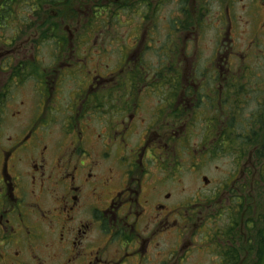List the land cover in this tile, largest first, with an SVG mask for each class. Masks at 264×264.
Returning a JSON list of instances; mask_svg holds the SVG:
<instances>
[{"label":"flooded vegetation","instance_id":"1","mask_svg":"<svg viewBox=\"0 0 264 264\" xmlns=\"http://www.w3.org/2000/svg\"><path fill=\"white\" fill-rule=\"evenodd\" d=\"M85 1L0 0V264H259L264 118L243 103L264 89L238 78L264 41V0L249 1L250 16L263 14L245 51L231 17L245 0ZM210 11L207 57L204 22L185 32V16ZM51 18L60 26L44 31ZM94 25L128 34L86 33ZM111 40L126 45L112 66L99 57ZM75 64L79 83L64 84ZM220 150L227 177L203 176L181 200L182 171Z\"/></svg>","mask_w":264,"mask_h":264},{"label":"rangeland","instance_id":"2","mask_svg":"<svg viewBox=\"0 0 264 264\" xmlns=\"http://www.w3.org/2000/svg\"><path fill=\"white\" fill-rule=\"evenodd\" d=\"M250 0H245V5L246 8L245 10L241 11L236 16V12L235 11H231V17L232 20L234 18V20L236 21V18L238 19L237 21L240 24V29L244 34L242 35V37H240L237 34H235L234 39H236L237 37L239 38V42H240V46H241V50L245 51V47L247 42L250 40V38H252L254 36V25H257L259 23V15L263 14L262 10H257V9H253L251 10L252 14L256 13L254 16H250L249 13V2ZM167 12V10H165ZM87 12H89V14L91 13L90 10H88ZM98 12H96L95 14H97ZM169 12H167L166 15H164L165 18H168ZM192 15H195L192 14ZM192 15H187L185 16L187 19V22L185 24H188L186 26L185 32L187 29H191L193 22H196L197 26L200 25L201 21L204 22L205 26L201 27V29H199V33L198 35L200 36L198 42H196V47L197 50H199V46H207V51H208V55L207 57L210 55V53L212 52V45L210 43V39L211 36H215V30L214 27L217 25V21H216V17L219 16L218 13H216V11H210L208 13V15L204 18V20H200L199 15H197V17L195 18V21H193L191 18L189 19V17H192ZM177 17V14L173 15L171 18ZM179 19V17L176 18V20ZM136 22H138V19H135ZM180 23H182L181 20H179ZM41 23L37 24L36 29H38V25H40ZM130 24V23H129ZM209 24H213V28L209 26ZM233 24V23H232ZM127 26L128 30H129V26L126 22H122L120 24V26ZM182 28V27H181ZM126 27H116L113 28V30H115L118 33H123L125 31ZM143 30L147 29L149 32L150 30L155 31V28L151 25L150 26H144L142 27ZM233 29H237L236 26L233 27ZM128 30L123 33V37H125L128 34ZM116 32H111V33H103V34H114ZM157 35L162 34L161 31L159 30L158 33H156ZM240 34V33H239ZM188 36V34H186ZM193 37L194 35L191 34ZM149 40H152L151 43H153L154 46H157V42H156V36L155 34L152 32L149 34ZM100 41V40H99ZM202 41V42H200ZM205 41V42H204ZM103 42H99V46H105V44H102ZM107 48H109L112 53L108 54L109 51L107 50ZM126 45H124L121 42L115 41V40H111L110 42H108V47H106L104 50L99 52V57L102 59V61H105L107 63H110L112 66V62L115 59L116 56H119L121 53H123L125 51ZM196 49V48H194ZM236 49V48H235ZM248 50V49H247ZM83 55V51L81 49L78 50V52H76L75 56H82ZM204 58V57H202ZM206 58V57H205ZM195 61V60H194ZM106 66V64H104ZM234 65V64H233ZM232 65V66H233ZM240 66L242 67V71L239 72L240 76L242 77V80L240 78L239 82L243 85V86H258V88L260 90L264 89V86H259L257 83L259 81H263L260 77H264V41H261L258 45H256V48L252 50V53L248 54L246 56L245 59V64H241ZM80 72V71H79ZM65 75H66V79L64 80V84L71 82L72 84H78L80 81V75L78 74V67L77 64H75L71 69H67L65 71ZM24 86H29L28 83H26ZM67 86V85H65ZM248 92V91H246ZM264 101V96L258 95V94H254L251 99L248 102L243 103L244 107L247 108V110L245 111V116H250V114H258L260 111V115H262V106H258L260 104H262ZM47 105V104H46ZM254 107V108H253ZM53 109L56 113H61L62 112V108L60 106L59 102L54 101V105H53ZM264 129H262L263 131ZM262 131H261V135L257 138V142L259 143L262 142ZM261 149V147H260ZM206 154H197V160L199 162H203L202 160H205L206 162V166L203 168H200L199 170H197V172H193L190 173L189 171H182L181 174V178L183 179V185L181 186L180 192L183 194L185 193L186 195L182 196L181 200H184L187 198V196H190L194 190H196L198 187L203 186V181L202 178L203 176L206 177L209 180V183H216L217 181H222L223 179H225L227 177V175L230 173V169H231V158L229 155L225 154V151L220 150L219 154L213 153L211 151H206ZM205 155V156H204ZM264 174V168L261 166V175ZM198 176H201V179L198 178ZM262 178V176H261ZM260 178V179H261ZM263 179V178H262ZM200 181L199 183L197 182ZM214 188V186L212 187ZM184 189V190H183ZM264 189V184H263V180L261 182V186H260V190ZM264 204V190L261 192L260 194V212H262V206ZM261 226V224H260ZM198 258H203L204 259V263L205 264H210V261L207 257H198Z\"/></svg>","mask_w":264,"mask_h":264},{"label":"trees","instance_id":"3","mask_svg":"<svg viewBox=\"0 0 264 264\" xmlns=\"http://www.w3.org/2000/svg\"><path fill=\"white\" fill-rule=\"evenodd\" d=\"M57 1L58 0H53V6L54 7L57 6V5H59L58 3H56ZM82 1L83 2H87L85 0H69L70 3H72V2L81 3ZM97 12H101V10H99ZM125 12H129V11H125ZM58 13H59V16H61V13L60 12H58ZM109 13H110V15L113 14V12H111V11L108 12L107 10H104L101 13L102 14L101 17L102 18L103 17H106V15H108ZM118 13H119V15H121V13H124V11H122V12L120 11ZM135 13H140V12H135ZM59 26L60 25H57V23L55 22V20L52 19V20H50L48 22V24L43 25V27H41V28L44 31H48L50 29L57 30ZM99 28H100L99 26H95V25L94 26H90V27L86 28V33L98 35ZM48 41L49 42L46 41L47 42L46 45L47 46H52V48L50 50L51 51L53 50V52L55 53V55H58L60 53L59 51H61V48L59 47V43H53L52 40H48ZM239 105H241V103H239ZM261 106H262V116L261 117L263 119L264 118V101L261 104ZM261 128H264V123H262ZM260 147H261V165L264 168V136H262V142H260ZM262 178H263L262 180H263V184H264V174L262 175ZM263 190H261V192ZM261 218H262V225H261L260 237H259V248H258L259 249V252H256V257L259 259V264H264V204L262 206ZM256 257H255V259L253 261L256 260ZM250 264H255V263L254 262H251Z\"/></svg>","mask_w":264,"mask_h":264},{"label":"water","instance_id":"4","mask_svg":"<svg viewBox=\"0 0 264 264\" xmlns=\"http://www.w3.org/2000/svg\"><path fill=\"white\" fill-rule=\"evenodd\" d=\"M206 182V180H204Z\"/></svg>","mask_w":264,"mask_h":264}]
</instances>
